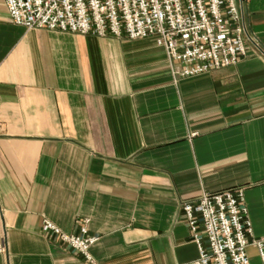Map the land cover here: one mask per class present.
<instances>
[{
    "label": "crops",
    "instance_id": "obj_1",
    "mask_svg": "<svg viewBox=\"0 0 264 264\" xmlns=\"http://www.w3.org/2000/svg\"><path fill=\"white\" fill-rule=\"evenodd\" d=\"M236 1L260 50L175 77L153 37L27 29L0 0V264H86L43 218L87 220L100 264L189 262L181 203L235 187L264 236V0Z\"/></svg>",
    "mask_w": 264,
    "mask_h": 264
},
{
    "label": "built area",
    "instance_id": "obj_2",
    "mask_svg": "<svg viewBox=\"0 0 264 264\" xmlns=\"http://www.w3.org/2000/svg\"><path fill=\"white\" fill-rule=\"evenodd\" d=\"M16 25L96 36L139 39L153 37L166 52L176 77H187L236 64L249 44L236 0H4ZM181 209L198 255L180 264H250L252 243L264 264V236L252 238L244 189L203 192L184 200ZM42 232L81 255L86 264H100L91 254L98 237L87 220L78 232H63L47 218Z\"/></svg>",
    "mask_w": 264,
    "mask_h": 264
}]
</instances>
